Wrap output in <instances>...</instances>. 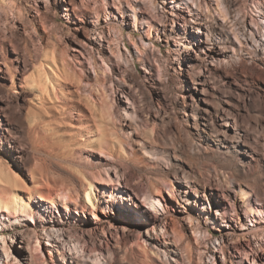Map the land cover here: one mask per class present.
Listing matches in <instances>:
<instances>
[{
    "label": "rangeland",
    "instance_id": "374dc122",
    "mask_svg": "<svg viewBox=\"0 0 264 264\" xmlns=\"http://www.w3.org/2000/svg\"><path fill=\"white\" fill-rule=\"evenodd\" d=\"M152 1L0 0V159L13 167L8 156L17 152L9 146L20 150L28 145L31 132L42 142L37 152L23 151L21 162L16 161L19 171L14 169L20 184L11 185L16 198L34 206L36 223L27 221L26 213L14 217L6 213L4 222H26L15 232L26 231L38 251V264H83L69 252L96 261L95 256L111 258L118 247L130 248L137 259L143 258L146 249L152 264H165L161 251L148 249L150 240L141 219L151 209L145 196L154 186L161 188L162 202L168 203L170 238L176 228L194 245L191 259L184 253L175 256L183 264H212V260L224 264L218 251L221 242L226 243L225 264H249L253 258L255 264H264V241H260V257L254 256L245 244L236 246L235 234L221 230L223 222L216 217L233 203L241 211L248 200L264 204V64L259 59L263 51L258 47L254 55L243 53L247 63H240L231 57L235 53L231 48H224L229 43L195 34L203 26L190 18L186 8L174 7L173 0H156L154 6ZM209 4V10L201 7L200 16L207 17L203 22L219 25L238 47L233 30L241 26L242 12L236 14L231 7L223 18L215 1ZM250 8L244 19L261 24L256 9ZM186 19L191 26H185ZM252 29L258 36L257 26ZM99 32L103 40H98ZM215 32L217 36L223 33ZM101 56L106 57L109 69ZM52 58L57 59L56 65ZM46 64L53 65L58 74L54 76L56 72ZM57 65L62 67L56 70ZM44 68L52 71L48 76L51 73L53 84L49 82L46 91L25 85L33 72L43 77ZM66 69L77 73L70 76ZM123 108L130 117L123 115ZM101 151L106 164L99 159ZM33 158L44 165L43 173H36L39 181L27 173L35 164ZM93 166L99 167L105 186L132 198L120 206L136 211L138 225L124 221L119 208L112 206L107 218L99 212L106 202L101 191L92 192L95 206H91L84 194L86 179L85 185L78 186V200L104 218L94 234H81L96 225L89 213L87 217L76 214L73 204L66 212L59 202L55 208L37 199L36 189L54 196L75 183L79 168L90 172ZM182 171L188 173L191 187L184 185L183 178L174 177ZM163 178L170 181L171 192L162 185ZM51 217L64 221L74 237L49 240L43 231ZM234 220L237 225L239 220ZM197 226L200 235L193 232ZM12 234L8 230L7 236ZM243 248L249 252L248 262L243 259ZM13 256L7 259L2 254L0 262L14 264Z\"/></svg>",
    "mask_w": 264,
    "mask_h": 264
},
{
    "label": "bare ground",
    "instance_id": "6f19581e",
    "mask_svg": "<svg viewBox=\"0 0 264 264\" xmlns=\"http://www.w3.org/2000/svg\"><path fill=\"white\" fill-rule=\"evenodd\" d=\"M53 1L57 2L58 0H53ZM214 1H215V4L219 7V9L223 15V18L229 15V13H230L229 10L231 7H233L236 14H240L242 12L240 15L241 26L239 28L236 27L233 30V34L239 43L238 47H236L234 45L235 42L230 40V37H228V35L223 32L222 28H220L219 25L214 24L212 26L211 25L208 26L205 24V22H203L204 18L206 19L207 17L206 16H203V17L200 16L202 14L201 7L204 6V8L206 10H209L210 0H203V4H201L199 2V0H173L172 2L175 3L174 7H177L178 9L186 8L187 13L190 16V18L193 20H197L198 24L203 26V27H201L202 29H200L198 27V29L195 30V34L196 33L202 34L205 36L206 39H211V40L212 39H219V41H222L226 44L229 43L228 46H226L224 44V48L229 47V49L231 48L232 51L235 52V53L231 54V57H234L236 61H239L240 63H245L246 59L244 58V56L242 54L243 53H246V54L252 53L254 55V53H256V48H258V47H259V49H261L263 51L261 53L264 54V39L263 40L261 39V37L264 36V0H249V1L248 0H240V1H238V0H233V1H230V0H214ZM156 3H157L156 0L152 1L153 6ZM252 5L256 9L258 18L261 21V24H259L257 20H255V23H254V25L257 26V29L259 32L258 36L254 33V31L252 29L254 27V25H252L251 22L248 23L244 19L245 14H246V9L251 7L250 10L252 11ZM250 20L252 21V16H250ZM185 26H191L188 19H186ZM215 30H219L223 33H220L219 36H217ZM97 35H98V40H101L102 39L101 37L103 35H101L100 32L97 33ZM198 36L200 37V35H198ZM193 38H194V35H193V37H191V40H194ZM199 41H202V40H199ZM204 42H206V41H204ZM45 51L46 50H44L43 55L46 59L47 53H45ZM51 51L53 53L54 49ZM224 51H226V50L224 49ZM54 53H55V51H54ZM101 53L104 55V50H101ZM52 55L55 56V54H52ZM225 55L226 54H223V56H225ZM117 56H119V55H117ZM48 59H51V57ZM53 59L54 58H52V62L54 64V62H57L56 61L57 59L55 58L56 59V60L54 59L55 61H53ZM100 59H101L102 63L105 64L107 66V68L109 69L107 62H106V57L101 56ZM259 59H260L261 63L264 64V57L259 58ZM77 60L78 59H76V61ZM60 61H61V59H60ZM61 63H62V66L65 64V63L63 64L62 61H61ZM78 63L80 64V60H78ZM94 64L92 63L91 66L93 68V71L96 72L97 68L95 67ZM54 65H56V63ZM51 66H53V65H47L45 67H48L49 68L48 70H50V69L52 70L53 67L51 68ZM55 67H56L55 68L56 70H59L61 68L60 65H59V69L57 68L58 65ZM65 68H68V67L65 66ZM65 68L63 67V70ZM9 69H10V67L8 68V70ZM41 70H42V68H41ZM66 70H69V69H66ZM52 71H54V70H52ZM52 71H49V72L52 73ZM69 71H70L69 75L70 74L73 75L74 73H77L74 71L72 72L71 69ZM44 72H43L44 73L43 77L41 76V73H39V72L31 73L30 74L31 76L29 75L30 77H27L28 79L26 80L25 85L30 87V88L36 87V88H41V89L45 86L44 89L43 90L40 89V91H46V89H45L46 85L52 81L51 80L52 78L51 77H50L51 79L49 78L51 73L48 76L49 72L46 70V68H44ZM54 72H56V71H54ZM62 72L63 71H61V73ZM66 73L67 72H65L64 74L66 75ZM57 74L58 73L56 72L54 74V76H56ZM96 74H95V76H96ZM59 75H62V74L59 73ZM54 76H53V79H54ZM66 76H64V78L67 79ZM25 79H26V77H25ZM58 79L59 78L55 77V80L58 81ZM61 79L62 78H60V80ZM75 81H77V80H75ZM97 81H100V79ZM98 85L101 86V84H99V83H98ZM102 85L104 86L103 83H102ZM47 87H49V85ZM101 105H104V104L102 103ZM106 105H108V104L106 103L105 106H103V107H106ZM123 109H124L123 115L125 114V116L127 115L130 117L131 113H128V111H125V108H123ZM107 110L109 111L108 107H107ZM108 111H106V112L108 113ZM110 112H111V110H110ZM31 118H32V116H31ZM29 120H30V118H29ZM31 133L29 135L27 134L28 136H27L26 140H27L28 145L25 144V146L21 147L20 150L16 149L15 145L9 146V147L13 148L12 149L13 153L17 152L16 155H12V153H11V155L8 156L9 159L13 160V163H14L13 167L8 162H5V161L0 159V255L2 256V254H3L7 259L10 257V255H14L13 256L14 264H38L37 263V261H38L37 252L38 251L36 252V248L31 246L30 238L27 235L26 231L21 229L19 232L18 231L15 232L17 226H21L23 228V225H25L26 222H24V223L21 222V223H18L17 225L16 224L8 225L4 222V220H6V215H5L6 213H7V215H9L11 217H14L15 216L14 214H16V213H18L19 215L21 213H26L29 216L27 221L31 220L32 222L36 223V220H37V217L35 216L34 206L32 204H30L29 200L26 201V200L16 198L14 193L11 190V185L13 183H19L20 184V181L17 177L18 174L14 171V169L19 171V165L16 163V161L18 160L19 162H21L23 151H26V149H28L34 153V152L38 151L39 147H41L40 146V142H41L40 138L41 137L36 136L33 132H31ZM150 153L148 152V154H150ZM100 156H101V158H99V159L102 162H104V164L108 163L106 157L102 158L105 156V152H102L100 154ZM158 157L159 156H157L156 159ZM38 160L35 161V159H34L35 164L33 166H30L28 168V172H27L36 181L41 180V179H39L40 177L37 178V174L42 171V167L44 166L42 164L43 162L40 163V160H39V162H38ZM93 169L94 170H92V169L89 170L90 172H87V171L85 172V170H83V168L82 169L79 168V170H77V171H79L78 173H80V176L76 178L77 179L76 181L78 183L75 181V183H73V185L71 187L64 189L63 191L59 192L58 194H56L54 196L51 192L45 193L40 189H36L37 199L44 201V202H49L51 204V206L55 207V208H58L57 203L59 202V203H61V205L63 206V208L66 212H69L71 210L70 205L73 204L74 208H75V210L73 212H75L76 214L87 217V214L89 213L91 215V218L93 219V222L96 225H94L90 228H85V229L81 230V232H82L81 234H83V235L94 234V232H96V230L98 229L97 224H99L100 221H102V219H104V218H99L98 216H96L94 211H91V210L88 211V209H86V205H85L86 203L82 204L78 200L79 199V187L78 186H79V184L85 185L84 181L86 179L89 182L85 187V190H84L85 193L84 194H85V198H86L87 202L91 206H93V207L95 206V202L93 201V198H92V192L94 190L101 191L105 195V201L106 202H105V204L100 206L99 212L103 213L105 215V217L107 218L108 215L106 213L112 212L110 208L113 206V207H116L117 209L119 208V213H121L122 219L124 221H126L129 225H131V226L138 225L140 220L138 219L139 216L136 213V211H133L130 208L124 209L123 207L120 206V203L124 204L126 200L131 201L132 198L125 196L124 193L118 195L117 193H115L113 187L108 188L107 186H105L107 184L103 183L101 181L102 176H101L99 167L93 166ZM42 173H43V171H42ZM42 175H44V174H42ZM174 177L177 179L183 178L184 185L186 187H191L190 178H189V175L186 171H182L181 176H178V174L175 173ZM164 178L168 179V174H165ZM164 178L162 179L163 180L162 185L165 188H167L168 191L171 192V189H172L171 183H170V181L164 180ZM92 181L97 183V184H100L101 186L100 185H94L92 183ZM46 182L49 183L48 181H46ZM44 183H45V180H44ZM118 185H120V184H118ZM153 185H154V183H153ZM12 187H14V185ZM239 191L242 192L243 195L246 194L245 192H243V189L240 185H239ZM185 192H187V191H185ZM6 193H8V194H6ZM120 197H121V199H120ZM145 197L148 200L149 206L151 207V209L149 208V212L145 213L146 215H144L141 218L145 221V224H146L145 225L143 223L144 224L143 226H145L144 227V235L147 237V239L150 240L151 246L148 249L152 250L153 248H155V249H157L156 251H161L163 253V256L165 257V260H166L165 264H172V262H170V261H173V264H183L178 258L175 257L176 255L178 256L179 253H181V254L184 253L185 257L188 260L191 259L190 255H191L192 249L194 248L193 247L194 245L192 244L190 239L184 238L183 234L180 233V231H177L176 228H172L173 238L171 239L169 236V227H170L169 221H168V219H169V217H168L169 207H168V203L166 201L162 202V199H164V198L162 197V194H161V188L154 186L153 189L148 191V194ZM130 201L128 203L133 205L134 203H132ZM233 216L239 220L237 225H234L232 223V221L234 220ZM216 217L219 218L221 220V222H223L221 224V226H222L221 230H223V231L229 230L235 234L234 237H232V238H234L235 241L234 240L233 241L236 243V246L238 245V247H241L242 245L245 244V246H247L248 249L251 250L250 252H252L254 256L260 257V253L258 252L259 250H262L260 241H264V227L262 226V224H260V223H264V204H262L258 201L254 202L252 200H248L244 206V209L241 211V209L235 203H233L230 205L229 208L225 206L222 211H219V213ZM188 218L190 219V221H192V218L190 216ZM76 219L80 220L78 218H76ZM156 221H160L158 225H154V223H156ZM197 225L199 226V222L197 223ZM65 226H66V223L64 221H62L61 219L56 220V219L51 217V219H49L48 222L46 223V227L44 228L43 234L49 240H51V241L53 240L55 242H60L59 238H61L63 240L64 237H66L67 235H69L68 236L69 238L74 237L73 234L68 232V230ZM198 226L193 228V232L196 234L199 233V235H200L202 231ZM254 228H258V230L254 231L253 230ZM10 229H12L13 234L10 237H8L7 233H8V230H10ZM101 229H102V227H101ZM66 232L69 234H66ZM229 236H231V235L229 234ZM37 237L38 236H36V241H37ZM160 240H162V241H160ZM242 240H244L246 242H244ZM72 241H75V238ZM252 242L255 243V245L257 247L255 245H254L255 247L252 246ZM46 244L51 245V242L48 241V242H46ZM219 244H220V246H219L218 251L221 253L222 260L225 264V262H226V257H225L226 243L223 244L221 242ZM197 249L199 250V247ZM236 249H237V247H236ZM200 251H201V249H200ZM244 251H245L244 254L246 256H243V259L244 260L247 259V262H248V253L249 252L245 249H244ZM143 252H144L143 258L141 257L142 259H137L132 254V250L130 248L129 249H122L121 247H118L117 252H114V254L111 255L112 256L111 258L105 259V257H104V259L103 258L99 259L100 257L98 258L97 256H95L94 258L96 259V261L95 260L90 261L89 258H86V255L77 256L74 254L73 251L69 252V253L72 254L71 258H75L76 260H81V261H83V264H88L86 262H89V263L91 262V264H152V262H151L152 260L150 258V255L148 254L149 252L146 249ZM60 253L62 254V256H64V252H60ZM252 253H251V255H252ZM22 259H24V260H22ZM98 259H99V261H97ZM44 262L45 261L43 259V263ZM4 263L0 262V264H4ZM240 263L245 264L244 262H240ZM6 264H7V262H6ZM212 264H216L215 260H212ZM249 264H255L254 258H253V261L252 260L249 261Z\"/></svg>",
    "mask_w": 264,
    "mask_h": 264
}]
</instances>
